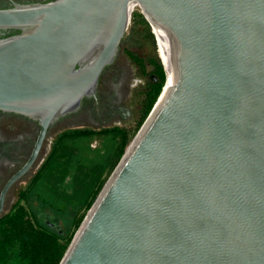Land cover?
Returning a JSON list of instances; mask_svg holds the SVG:
<instances>
[{
    "label": "water",
    "instance_id": "obj_1",
    "mask_svg": "<svg viewBox=\"0 0 264 264\" xmlns=\"http://www.w3.org/2000/svg\"><path fill=\"white\" fill-rule=\"evenodd\" d=\"M134 6L153 34L154 24L169 86L59 264H264V0L0 10V27L23 30L0 41V108L44 126L78 111L117 59Z\"/></svg>",
    "mask_w": 264,
    "mask_h": 264
},
{
    "label": "flooded vegetation",
    "instance_id": "obj_2",
    "mask_svg": "<svg viewBox=\"0 0 264 264\" xmlns=\"http://www.w3.org/2000/svg\"><path fill=\"white\" fill-rule=\"evenodd\" d=\"M50 1L0 0V10ZM22 33L19 28L0 27V41ZM128 35L117 59L101 74L97 95L85 98L78 111L44 126L38 119L0 108V227L34 191L53 187L58 195L67 194L59 184L61 175L54 174L56 157L63 153V145L69 147L70 138H79L77 132L116 127L130 132L137 116L140 119L149 82L156 83L157 77L154 81L153 74L130 56L129 46L137 42ZM83 138L104 140L105 136L97 133Z\"/></svg>",
    "mask_w": 264,
    "mask_h": 264
},
{
    "label": "trees",
    "instance_id": "obj_3",
    "mask_svg": "<svg viewBox=\"0 0 264 264\" xmlns=\"http://www.w3.org/2000/svg\"><path fill=\"white\" fill-rule=\"evenodd\" d=\"M132 20L133 25L141 26L153 41V33L143 14L133 12ZM129 54L143 70H147L149 64L152 67L150 73L157 77L156 83L149 82L145 94V108L137 123V128H140L165 84L166 74L158 58H145L131 51ZM97 133L105 136L102 148L78 146L81 140H86L83 137ZM130 134L116 127L101 132H77L79 138H70L69 147L63 145V153L56 157L57 165L54 171V174L61 175L59 184L67 194L58 195L53 187H51L53 190L51 188L43 190V193L53 203H65L67 207L77 209L71 226L72 231L70 229L62 236L56 230L38 223L33 212L25 205H21L9 217L7 224H1L0 264H59L74 237V230L80 226L85 211L92 206L102 189L107 179L105 175L114 170L123 156ZM73 149L77 150L76 156L73 154ZM66 176H69L68 181L65 180ZM53 185L57 188L56 183L53 182ZM81 208H83L82 212H80Z\"/></svg>",
    "mask_w": 264,
    "mask_h": 264
},
{
    "label": "rangeland",
    "instance_id": "obj_4",
    "mask_svg": "<svg viewBox=\"0 0 264 264\" xmlns=\"http://www.w3.org/2000/svg\"><path fill=\"white\" fill-rule=\"evenodd\" d=\"M133 12H140V9L136 8ZM133 24H134V22L131 18V23H130V26L128 28L126 36H129L128 34H130V36H132L133 40H135L137 43H132L129 46L130 47L129 50H131V52L138 54L142 57H146V58L156 57L162 63L163 59L160 55L159 46H158L157 39H156L155 35L153 34L154 39L152 41L151 38L147 35V33L145 31H143V28L141 26H139V25L134 26ZM149 27H150V30L152 32V28L150 25H149ZM131 64L135 65L134 61H132ZM151 69H152V67L149 64H147V70L150 71ZM138 120H139V116H137L135 123H134L133 127L131 128V131H130L131 134H130L128 145L133 140L134 136L136 135V133L139 130V128H137ZM103 143H104L103 139H96V140H87L86 139V140H81L78 143L79 144L78 146L79 147L80 146L85 147V148L89 146L91 149H100L104 146ZM127 146H126V148H127ZM71 148H73V147H71ZM88 152H90V150ZM73 154H74V156H76L77 150L73 149ZM111 173L110 174L108 173L107 175H105V177H107V179H108L109 176L111 175ZM107 179L105 180V182L107 181ZM95 199H94V201H95ZM23 203L25 204L26 207H28L33 212L34 216L36 218H38V220H39L38 222L40 224H43L47 227H50L52 230H56L62 236L65 235L71 229L72 222H73V219L76 215L77 209L67 207V205L65 203H58V204L53 203L52 201H50L47 198V196L44 195L43 191H34L32 194L29 195V197L25 198V201H23ZM83 208H81L80 212L83 211ZM90 208H88L85 211V216H86V214ZM78 228L76 230H74L75 231L74 235H75L76 231L78 230ZM71 231H72V229H71Z\"/></svg>",
    "mask_w": 264,
    "mask_h": 264
},
{
    "label": "bare ground",
    "instance_id": "obj_5",
    "mask_svg": "<svg viewBox=\"0 0 264 264\" xmlns=\"http://www.w3.org/2000/svg\"><path fill=\"white\" fill-rule=\"evenodd\" d=\"M137 7H138V6H134L133 10H135ZM153 28H154V35H155V37H156V39H157V43H158V46H159V42H158V38H157V34H156V30H155L154 24H153ZM159 52H160V55H161V57H162V59H163V56H162V52H161L160 46H159ZM163 63H164V60H163ZM164 67H165V63H164ZM165 69H166V67H165ZM166 71H167V70H166ZM166 86H169V83H168V75H167V80H166Z\"/></svg>",
    "mask_w": 264,
    "mask_h": 264
}]
</instances>
